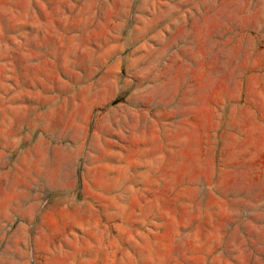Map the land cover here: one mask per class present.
<instances>
[{"label":"rangeland","instance_id":"rangeland-1","mask_svg":"<svg viewBox=\"0 0 264 264\" xmlns=\"http://www.w3.org/2000/svg\"><path fill=\"white\" fill-rule=\"evenodd\" d=\"M0 264H264V0H0Z\"/></svg>","mask_w":264,"mask_h":264},{"label":"bare ground","instance_id":"bare-ground-1","mask_svg":"<svg viewBox=\"0 0 264 264\" xmlns=\"http://www.w3.org/2000/svg\"><path fill=\"white\" fill-rule=\"evenodd\" d=\"M26 199V198H25ZM21 204V203H20Z\"/></svg>","mask_w":264,"mask_h":264}]
</instances>
